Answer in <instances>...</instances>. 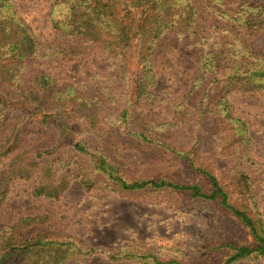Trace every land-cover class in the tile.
<instances>
[{"label": "trees", "instance_id": "1", "mask_svg": "<svg viewBox=\"0 0 264 264\" xmlns=\"http://www.w3.org/2000/svg\"><path fill=\"white\" fill-rule=\"evenodd\" d=\"M50 21L55 38L47 47L19 0H0V208L20 180L35 178V198L57 199L77 179L87 191L179 193L211 203L232 224L221 228V236L215 232L217 244L203 258L177 249L166 259L139 243L114 252L88 246L77 235L39 228L46 214H29L0 227V264H80L95 254L142 264H198L206 256L210 264H234L264 257L263 212L244 168L253 164L257 144L229 101L234 93H264V47L253 41L264 30V0H55ZM181 44L193 50L190 78L175 96V121L157 122L150 118L158 100L156 56ZM96 46L115 61L128 89L124 109L109 120L100 112L112 96L59 87L42 71L25 76L41 57L72 61ZM14 108L23 117L13 123ZM77 121L86 124L78 135L72 126ZM115 139L122 149L141 153L151 170H130L113 148ZM211 145L228 163L224 179L205 157ZM242 234L245 242L236 243Z\"/></svg>", "mask_w": 264, "mask_h": 264}, {"label": "rangeland", "instance_id": "2", "mask_svg": "<svg viewBox=\"0 0 264 264\" xmlns=\"http://www.w3.org/2000/svg\"><path fill=\"white\" fill-rule=\"evenodd\" d=\"M55 0H19L20 10L32 30L47 47L53 42L55 32L50 21L51 6ZM256 46L264 47V30L253 38ZM193 50L183 44L170 46L156 56L158 83L155 91L157 103L151 109L150 118L157 122L175 121V96L182 94L184 83L190 74L186 68L193 61ZM114 60L99 47L89 48L76 60L49 61L48 57L35 60L26 71L31 77L42 71L49 74L57 85H73L82 93L93 94L96 89L113 100L100 112L107 120L121 112L127 101L128 89L114 64ZM106 86V88H105ZM108 100V98H106ZM236 114L246 120L257 148L251 153L253 164L245 165L256 185V197L264 219V93L247 96L234 93L229 97ZM114 115H110V114ZM107 115V116H106ZM23 117L21 109L14 108L9 116L11 122ZM76 134L84 133L86 124L77 121L72 124ZM34 136L28 135L27 142ZM116 140V141H115ZM113 148L124 157L130 170H151L141 153L135 149H122L117 139ZM219 143L215 140L212 144ZM205 154L207 161L215 168L221 179L225 178L224 166L228 163L216 155L215 147ZM151 160V159H150ZM144 161V164H143ZM1 162L0 169L5 170ZM61 175L59 164L55 165ZM0 170V171H1ZM70 172L69 169L66 170ZM65 173V172H64ZM155 176H159L156 173ZM31 181H18L0 208V227L8 226L29 214H46L48 221L39 228L59 230L82 238L88 246L105 248L114 252L121 245L139 243L145 250L157 251L163 258L175 256L176 250L195 258H201L209 245L217 244L215 232L221 236L222 227L229 228L226 214L213 208L211 203L188 199L182 194L170 191H141L119 194L106 189L87 191L80 180H73L69 189L59 198H35ZM232 219V218H231ZM220 222V223H219ZM228 234V233H226ZM205 235L204 237H202ZM245 242L244 234L240 235ZM219 237H217L218 239ZM250 240V237H249ZM203 258V257H202ZM206 258V259H205ZM198 264H210L213 259L206 256ZM208 258V259H207ZM80 264H142L135 260L114 261L106 254L83 257ZM234 264H264V257L248 259Z\"/></svg>", "mask_w": 264, "mask_h": 264}]
</instances>
